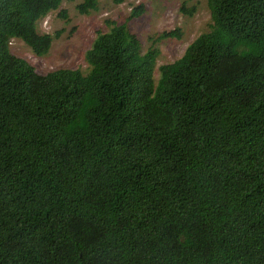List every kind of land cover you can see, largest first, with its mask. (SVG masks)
I'll use <instances>...</instances> for the list:
<instances>
[{"label":"trees","instance_id":"16d2710c","mask_svg":"<svg viewBox=\"0 0 264 264\" xmlns=\"http://www.w3.org/2000/svg\"><path fill=\"white\" fill-rule=\"evenodd\" d=\"M64 1L0 0V264H264V0H208L211 29L158 79L126 24L87 73L13 54L49 53L38 25Z\"/></svg>","mask_w":264,"mask_h":264},{"label":"rangeland","instance_id":"374dc122","mask_svg":"<svg viewBox=\"0 0 264 264\" xmlns=\"http://www.w3.org/2000/svg\"><path fill=\"white\" fill-rule=\"evenodd\" d=\"M81 0L64 1L59 8L43 19L38 27L54 40L49 53L35 55L21 39H11V51L28 61L39 74L59 69H78L88 72L87 51L93 47L98 32L108 31L115 24H126L142 43V52L159 51V67L180 59L188 46L212 26L208 0H128L117 5L113 0H101L97 11L83 15L78 7ZM144 5L145 12L131 19L132 10ZM175 31L180 37L160 38ZM146 118L156 123H169L172 112L157 103L155 96L144 101Z\"/></svg>","mask_w":264,"mask_h":264},{"label":"clouds","instance_id":"9594fccd","mask_svg":"<svg viewBox=\"0 0 264 264\" xmlns=\"http://www.w3.org/2000/svg\"><path fill=\"white\" fill-rule=\"evenodd\" d=\"M16 39V38H15Z\"/></svg>","mask_w":264,"mask_h":264}]
</instances>
